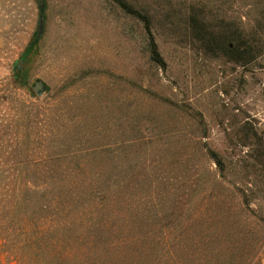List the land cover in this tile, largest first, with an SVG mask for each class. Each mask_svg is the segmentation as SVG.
<instances>
[{
    "label": "rangeland",
    "instance_id": "rangeland-1",
    "mask_svg": "<svg viewBox=\"0 0 264 264\" xmlns=\"http://www.w3.org/2000/svg\"><path fill=\"white\" fill-rule=\"evenodd\" d=\"M126 1L0 0V264H264V0Z\"/></svg>",
    "mask_w": 264,
    "mask_h": 264
},
{
    "label": "trees",
    "instance_id": "trees-1",
    "mask_svg": "<svg viewBox=\"0 0 264 264\" xmlns=\"http://www.w3.org/2000/svg\"><path fill=\"white\" fill-rule=\"evenodd\" d=\"M36 1L38 4L39 18H40L38 32L36 33V36H35L33 43L24 52L23 58H26V56H28L32 52L33 45H36L40 41L41 36H42V31L44 28V15H45L46 8H47V2H46V0H36ZM111 1L117 3L126 13L133 15V16H136L138 18H141L144 21V23L146 24V29H147L150 37H152L150 27H149L150 25H149L147 17L142 15L140 12H138L126 0H111ZM151 45L153 46L152 55H153L154 61L159 63V64H162L161 56H160V54L156 48V45H155L153 39H151ZM261 46L262 45H260L259 43H256L255 41H253L251 43V42H247L245 40H242V43L239 46L234 44V48L231 47V50L233 49V53H229L228 51H227V53H228V55H230V57H232L238 61L245 59L248 62L249 61L252 62V59L256 58L255 55H257L259 48H262ZM245 60L243 62H245ZM22 62L23 61H21V63ZM20 70H21V67L19 66V68H17V71L19 72ZM260 156H264V151L261 153ZM212 158L215 160L217 165H221V161L218 159L217 155L213 154Z\"/></svg>",
    "mask_w": 264,
    "mask_h": 264
},
{
    "label": "water",
    "instance_id": "water-1",
    "mask_svg": "<svg viewBox=\"0 0 264 264\" xmlns=\"http://www.w3.org/2000/svg\"><path fill=\"white\" fill-rule=\"evenodd\" d=\"M21 67V65H19ZM35 89L36 91H41L43 92L45 89H44V84L42 82H37L36 85H35Z\"/></svg>",
    "mask_w": 264,
    "mask_h": 264
}]
</instances>
